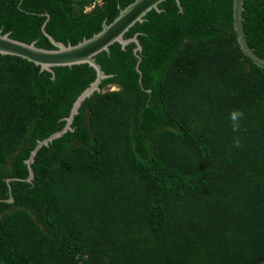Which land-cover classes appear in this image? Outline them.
I'll use <instances>...</instances> for the list:
<instances>
[{"label": "trees", "instance_id": "trees-1", "mask_svg": "<svg viewBox=\"0 0 264 264\" xmlns=\"http://www.w3.org/2000/svg\"><path fill=\"white\" fill-rule=\"evenodd\" d=\"M91 1L0 0V30L54 48L46 21L75 44L133 0ZM180 6L125 32L141 74L134 42L96 54L112 75L37 150L31 181L25 160L96 73L0 54V264H264V67L237 42L233 0ZM243 8L264 57V0Z\"/></svg>", "mask_w": 264, "mask_h": 264}, {"label": "water", "instance_id": "water-1", "mask_svg": "<svg viewBox=\"0 0 264 264\" xmlns=\"http://www.w3.org/2000/svg\"><path fill=\"white\" fill-rule=\"evenodd\" d=\"M163 0H133L125 7L120 9L119 13L114 17V19L106 23L103 21L101 29L94 33L89 38H84L81 41L71 44H64L61 41H57L52 35L46 32L44 29L45 22L42 25V32L48 37L50 42L54 45V48H44L37 46L35 41L25 42L15 39L9 35V32L2 33L0 30V54L15 55L27 59L36 65H39L40 70H47L53 73L54 66H71L74 64L87 63L90 65L96 73L95 78L89 83V85L76 97L70 108L68 116H66L64 126L51 133L49 136L38 140L35 147L32 149L29 157L25 160L28 167L27 181H31L33 178V170L31 164L33 163L34 156L37 150L42 145H48L53 139L61 136L67 130H72L71 123L73 121L74 115L78 112V108L81 103L89 96H91L95 91L101 92L103 89L100 88L99 83L102 79L111 76L112 74H107L101 67V65L96 61L95 56L103 50H108L109 46L118 42L122 48L130 43L134 42L133 52L137 57L136 70L139 74L141 71L139 69V61L141 59L140 51L142 46L137 38V33L131 37H124V34L129 28L136 22H141L144 19L145 14L151 10L156 9L159 11L158 4ZM178 6H180V0H175ZM233 27L236 32L237 42L245 55H247L251 60L258 66L264 67V57L257 54L253 47H251L245 36L243 28V0H233ZM47 18L48 14L46 13ZM139 82H141V77H139ZM117 86H112L111 89H116ZM147 91H150L147 89ZM10 178L7 179L9 191ZM13 198L10 196L7 201H12Z\"/></svg>", "mask_w": 264, "mask_h": 264}, {"label": "built area", "instance_id": "built-area-1", "mask_svg": "<svg viewBox=\"0 0 264 264\" xmlns=\"http://www.w3.org/2000/svg\"><path fill=\"white\" fill-rule=\"evenodd\" d=\"M101 3H102V0H92L90 4H88L85 7V11L92 9L93 7H95L96 5H100Z\"/></svg>", "mask_w": 264, "mask_h": 264}, {"label": "clouds", "instance_id": "clouds-1", "mask_svg": "<svg viewBox=\"0 0 264 264\" xmlns=\"http://www.w3.org/2000/svg\"><path fill=\"white\" fill-rule=\"evenodd\" d=\"M236 119V117L235 116H233V120H235Z\"/></svg>", "mask_w": 264, "mask_h": 264}]
</instances>
